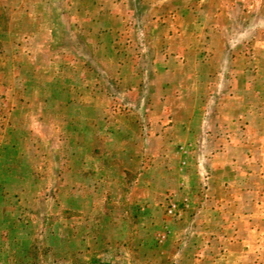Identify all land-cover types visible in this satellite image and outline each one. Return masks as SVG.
<instances>
[{
    "label": "rangeland",
    "instance_id": "374dc122",
    "mask_svg": "<svg viewBox=\"0 0 264 264\" xmlns=\"http://www.w3.org/2000/svg\"><path fill=\"white\" fill-rule=\"evenodd\" d=\"M264 264V0H0V264Z\"/></svg>",
    "mask_w": 264,
    "mask_h": 264
},
{
    "label": "water",
    "instance_id": "95a60500",
    "mask_svg": "<svg viewBox=\"0 0 264 264\" xmlns=\"http://www.w3.org/2000/svg\"><path fill=\"white\" fill-rule=\"evenodd\" d=\"M100 264H106V263H100Z\"/></svg>",
    "mask_w": 264,
    "mask_h": 264
}]
</instances>
